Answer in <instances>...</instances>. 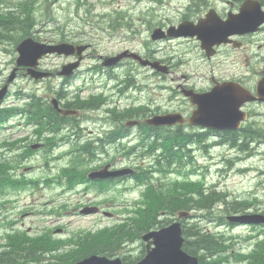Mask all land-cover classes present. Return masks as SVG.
I'll return each instance as SVG.
<instances>
[{
	"label": "rangeland",
	"instance_id": "obj_1",
	"mask_svg": "<svg viewBox=\"0 0 264 264\" xmlns=\"http://www.w3.org/2000/svg\"><path fill=\"white\" fill-rule=\"evenodd\" d=\"M54 1L55 4L53 2L48 3L49 9L53 8V12L47 8L50 15L47 17L42 15L43 21L37 26L38 30L35 32V34L40 35L41 41L47 42L44 39L50 38L60 25H68L71 22V27L77 28V23L83 27L84 24L82 20H79L78 16H91L93 21L96 22L99 18L94 15L102 13L107 8L126 10L130 13L129 16L139 15L141 10H138V7L142 8V3L137 4L136 0L133 2L120 0V7L113 4L112 0H87L93 4L89 13L88 2L78 8L75 3L70 2L72 0ZM182 1L162 0L161 4L157 3L155 6H150L149 12L146 10L144 13L154 14L157 19L158 17L167 18V16L172 18L177 15V9L182 8ZM154 20L152 17V21ZM151 25L154 27L153 23ZM91 26H86V29L90 30ZM90 32L95 33L94 31ZM96 32L99 31L96 30ZM92 40L99 46V50L92 53H101L102 55L116 52L124 47L133 48V46H136L138 49L146 50L153 43L150 39L139 35L130 41L129 34L125 31L107 32L102 29L98 34L94 35ZM12 41L6 39L3 44L10 50ZM184 43L168 41V43L158 42L153 45L165 48L157 54H162L164 58L171 55L174 58L173 62H176L179 56L184 55L187 57L186 59H189L190 64H184L185 67H179L178 69L190 77L197 76V68L194 66L197 65L198 67L201 59L193 53L184 54L188 48ZM251 55L250 61L248 60L247 62L254 64L258 68L264 66V61H260L258 58L259 50L257 48L256 51L251 52ZM0 60L4 62V68L2 69L5 72L6 66L11 60V55L8 58L0 56ZM59 61L60 58H57L55 62L58 63ZM47 62L50 61L48 60ZM16 79L17 82L12 88H24L28 83V79L22 75H17ZM37 86L49 87L50 81H42ZM257 108L255 109L260 110ZM39 136L35 140L24 138V141L37 145V143L41 142ZM172 145L175 148H180L182 142L180 140L173 142L172 140ZM254 146L253 144H246L242 146L244 148L242 151H238L237 147L235 148L234 146L226 149H217L213 158L214 166L211 167L212 176L206 179L198 177L196 179L182 180L179 184L180 190L174 189L173 193L182 195V191H187L186 195L188 197L193 196L197 200L208 199L209 205L214 206V211L212 212L215 213L224 211L218 207V204L221 200H226V198L239 200L245 205L254 204L257 206L260 203L264 205V146L257 147L256 151ZM128 150L129 147L127 146L117 145L113 150L114 156L111 158V162H115V164L123 162L122 160L127 159L129 156V154H125ZM143 157L142 155L132 154L131 162H139ZM40 163L42 166L34 175L36 179L45 177L42 181L43 186L40 189L38 185L28 184L24 185L23 188L7 187L0 198V245L6 243L4 240H7V236L18 237L19 240H30L25 248L24 256L17 261V264H46L43 260H40L45 252L55 254L58 245L65 243V241L70 239L69 237L77 235L72 233L67 237L63 233L64 230L75 232L78 228L83 227L93 229L112 224L115 220L114 218H116L118 221L113 223L110 228L102 229L101 227L94 231L98 233V239L104 238L107 240L110 233L119 225L127 222L128 219L135 223L138 231H141L147 225L149 227L154 225L153 221L155 219H151L152 215L149 216L150 220L147 217L155 209L157 210L161 201L159 202L160 199L155 197L152 190H144L142 192L139 183L131 181L116 188V190L104 194L94 191H82L84 185L75 182L79 175V169L72 163L59 158H54L47 162L41 161ZM0 175H3L2 167H0ZM55 179H60V182H56ZM191 185L192 188L190 189ZM80 200H83V204L97 206V211L95 213L92 212V214H73V211L70 210H73L80 203ZM177 200L176 196L170 197L167 201V206L175 205ZM147 205L149 206L148 208ZM100 211H103V213H97ZM92 223L93 225H91ZM206 224V222H203V225ZM27 229H33L32 233H29ZM125 231L126 229L124 228L119 230L120 233ZM250 237V235L246 236L245 241H249ZM121 238L124 239L125 235L121 236ZM67 247L58 249V252L62 254V258H64L65 253L73 251ZM123 249L132 255H138L141 250V240L135 238L133 242L125 243ZM30 250H33L34 253L31 254ZM80 253L82 251L75 250L65 258V261L71 262L73 257ZM11 254L13 255V252ZM2 259L3 256H0V260ZM52 264H57V262Z\"/></svg>",
	"mask_w": 264,
	"mask_h": 264
},
{
	"label": "flooded vegetation",
	"instance_id": "obj_2",
	"mask_svg": "<svg viewBox=\"0 0 264 264\" xmlns=\"http://www.w3.org/2000/svg\"><path fill=\"white\" fill-rule=\"evenodd\" d=\"M239 5H240V2H238V1L237 2L230 1L228 3V5H223L220 2H216L212 6L216 9V11L218 12V14L221 17H224L225 12L236 11L238 9ZM177 21H180V20H178L177 18L173 19V22H177ZM163 24L165 25L166 23L163 21ZM211 29H212V26H209L205 30V33H208ZM259 34H261V35L264 34V27L261 29V33H259ZM254 47H256L258 50H261V53L258 55V57H259L260 61H264V39L263 38L257 36V33H252V32L251 33H243V34H235L232 36V41L230 43L222 44V45L217 47V55L214 59H216L218 56H220L221 58H223V60H217L216 66H218L219 68L220 67H222V68L229 67L231 72L242 71L243 67L241 65L240 54L234 55L233 51L235 50V51L242 52V51H246L248 49H252ZM198 56L201 59V62H200L201 68H199L201 70H198V73L201 75H205L206 74L205 69L207 68L209 63L212 62L214 59L207 58L205 55V52L202 50L199 51ZM182 62H186V61H179V62L175 63L174 65H168L169 66V70H168L169 72L166 75H164L163 78L168 79V77H169V78H171V81L175 80V78H178V77H180L181 79L179 81H176V83L174 85L163 86V88L166 91L165 97H169L171 94H173L175 92L182 93V89L186 87L185 86L186 83L194 82V78L190 77L187 74H181L180 76L175 74L176 69H178V67L182 64ZM175 66H177V67L175 68ZM210 68H212V67L210 66ZM255 73L261 74V76H264V66L261 67L260 69L256 70ZM174 74L176 75V77H171ZM147 77L149 79L152 78L151 76H147ZM138 78H139V76L136 74L134 79H138ZM170 82H168V83H170ZM253 89L254 88H250V90L252 92H253ZM129 91L132 94H138L139 93L135 87H130ZM156 99H157V97H155L154 93H150L146 97V105L143 108L142 112L139 115L130 118L132 121H138V123L136 125H130L128 123L121 124L119 127V130H121L122 132L121 133L116 132L117 136H120L122 139H125V141L127 143H134L136 148H139L142 146L145 147V149L149 148L150 144L154 140L153 143L161 144V146H164V147H166V145H167L166 149H169L172 146L171 145L172 142L171 143H169V142L172 140H173V142H175V139H168V138H163V137H159V138L155 137V139H154V133L159 129V126L156 127L155 125L152 126V125L147 123V120L156 111V108L154 107V101ZM167 107L169 109L176 110V111H179V112L184 113V114L187 113V110H186L187 109V101L183 97H181L180 95L176 96L173 99H170L169 102L167 103ZM126 115L130 116L131 113L128 112V113H126ZM154 127H155V129H152ZM149 138H151V139H149ZM163 141H165V142H163ZM140 154H141V152L139 151L138 156ZM141 155L144 156V158H146L149 162L148 161L146 162L144 159H142L140 163L131 162V158L128 157L126 160H124L123 162L118 164V167L123 166V165L132 166L137 171L138 168H146L145 164L148 163L149 166L151 165V167L149 168L150 171L151 172H157L155 170L156 164H152L156 160V159H154V158H156V157H154V156H156V154L154 152H150L148 150L147 152H143ZM148 155L149 156L151 155V156L149 157ZM150 158H153V159H151V161H150L149 160ZM107 163H109L113 167V163H111V160L109 161V159H108ZM115 168H116V166L114 167V169ZM137 175L138 174H135L134 177L135 178L138 177ZM125 180L126 179H120V181H125ZM131 181H134L133 178H130L129 180H127L125 182V184L127 182H131ZM168 194H169V192L166 193L165 190H158L157 193L155 194L156 196H158V198H161L160 211H162L163 213H167L168 211L181 210V209H188L189 211H204V212H212L214 210V208H213L214 206L209 205L208 202L201 203L200 200L195 199L193 196H189L187 198L186 191H182V195L181 194H174V193L173 194L170 193L169 195ZM166 195H168V197ZM163 196H166V197L164 198ZM175 196H176V198H179L176 201V204L172 205V206H167L168 199L170 197H175ZM164 199H166V200H164ZM195 201H198V202H195ZM192 203H194V204H192ZM180 206L182 207L181 209H180ZM196 207H197V209H196ZM218 207L220 209H223V210L238 209V208L240 210L243 208L242 205L241 206L240 205H233V204H229V203H219ZM168 208H170L171 210ZM201 208H203V209H201ZM245 210H253V208L246 207ZM102 212L103 211H100L98 213H102ZM185 222H186V220L183 221L184 225H185ZM227 228H228V226H227ZM235 229L240 232L239 234L253 233L255 235L252 238H263V244L260 246L258 251L249 252V251L245 250L243 248V244L239 242L236 244V246L238 247L237 251H235V248H231L230 252H223L226 254L224 256V262L226 264H264V225H261V226L252 225V224H250V225H236ZM188 231L193 232V231L184 229V236H185L186 232H188ZM227 234H229V233H227ZM225 236H226V238H233V236H231V235H225ZM226 244H227L226 242L222 243V245H220V247H219V250H224ZM199 252H201V253H199ZM203 252H204L203 249H200L198 251V253L200 254V257H199L200 264H208L207 261H204L206 259L201 256V254Z\"/></svg>",
	"mask_w": 264,
	"mask_h": 264
},
{
	"label": "water",
	"instance_id": "obj_3",
	"mask_svg": "<svg viewBox=\"0 0 264 264\" xmlns=\"http://www.w3.org/2000/svg\"><path fill=\"white\" fill-rule=\"evenodd\" d=\"M250 21L254 23V20H250ZM17 50L20 54V56L17 58L16 61L18 65H22V64L33 65L35 62L32 63L31 61L36 60L43 53L46 52L58 51L59 53L64 52L66 54L73 52V49H70L63 44H60L58 46L39 44L37 42H34L31 38L24 39L17 46ZM32 75H34L35 77H39L42 76L43 73L32 72ZM13 78H14V74L10 75L7 82L12 80ZM6 87L7 84L0 92L1 94L4 93ZM191 95L194 98H199L197 95H193V94ZM209 98L214 100L215 103L212 102L211 104V101L208 103L210 107V113L209 114L201 113L199 115V117L201 118L199 122L209 125V121H211L210 122L211 125L215 127H219L221 125L220 122H227L225 125H222V127H226L228 125L236 126L238 124L237 121L240 118H242L238 114L241 104L247 100L253 99L254 96H251L246 90L238 86H233L229 88L220 87L219 89L212 92L209 95ZM256 98H258L259 100L264 99V87H262L261 83H258ZM211 117L214 118L215 120L218 119V121L220 122L218 121L212 122V119L209 120V118ZM124 172H128V171L121 170L118 173H124ZM249 219L250 221H254V222H262L264 221V216H254ZM152 236H153V241L150 240ZM143 239L147 241L146 254L140 261H138L135 264H155L156 258L158 256L159 258H161L162 254H164L166 259H169L170 256H167V253L164 251L167 249H169L171 254H179L184 259H187L189 264H197V257L187 254L181 248L182 236H181V229L179 223H174L158 231H150L149 233L143 235ZM151 243L154 245V247H150ZM79 264H122V262L119 259L109 260L106 257L91 256L89 258H85L83 261H80Z\"/></svg>",
	"mask_w": 264,
	"mask_h": 264
},
{
	"label": "trees",
	"instance_id": "obj_4",
	"mask_svg": "<svg viewBox=\"0 0 264 264\" xmlns=\"http://www.w3.org/2000/svg\"><path fill=\"white\" fill-rule=\"evenodd\" d=\"M18 16H19V12L17 10H12V11H9L8 13H6L3 18H0V43H2L3 39H5V38H10V40L13 39V40H15L14 42L17 43V41L19 39H21V37L24 33L26 34L30 31V29H31V17L29 15V12L26 11L23 14V16L20 18H18ZM17 32H19L18 35H17ZM2 33H4V34H2ZM30 98H31V101L35 103V96L31 95ZM50 119H56V118L53 116H50ZM153 144H155V143H153ZM166 150H167L166 151L167 153L165 152V155L167 157L170 156L168 158V160L170 162H174V161H177V160L183 158V154L181 152L174 151L173 147L169 148V150L168 149H166ZM86 152L79 150V152L74 155L75 160L80 161V162L90 161L91 158L93 157V155L88 154V153L92 152V150L90 148H88V149H86ZM168 153H171L172 155L171 154L169 155ZM179 153H180L181 157H179L180 156V155H178ZM159 157H160V155H158L157 161H158ZM175 158H177V159L175 160ZM77 181H78V178L75 182H77ZM58 182H60V179H58ZM153 213H155V214H153ZM153 213L151 215H152V218L155 219L153 221V223H154L156 221V219H158L157 217L160 213L155 212V211ZM169 214H171V213H169ZM167 221H168V219L158 220V221H156V224L163 225ZM145 222H146V220H145ZM121 228L126 229V231L124 233L116 232V229L119 230V226H118L114 229L113 232L110 233L107 240H105L104 238L98 239V233H96L95 234L96 238L94 236H89V237H84L82 239H78L77 241H75V243L79 246V248L76 250H86V251H84V252L78 254L77 256L73 257V260L71 262L77 261L87 254H93V253L98 254V253H102V252L112 254L116 250L115 248H113V246L116 243H118V241H121V239H122L121 236H123V235H125V236L135 235V238H139L140 233L142 232V231H138V229H136V227H135V223L133 221H130L129 219L127 220V222L123 223L120 226V229ZM149 228H151V227H149V225H147L142 230L145 231ZM191 235H194V233L189 232V231L186 232V234H185L186 240H185L184 246H183L184 249L189 250L190 252L193 253V252H195V250L197 249L198 246L201 248L206 247L208 250H210L213 247L212 242L207 244V242L209 241V240H207L208 239L207 235L203 234L199 237H196L197 239L196 238L192 239ZM113 238H115V239H113ZM259 239L260 240L256 241L255 243L261 244L262 238H259ZM88 247H89V249H88ZM14 260H15V258L9 259V256L4 254V257L2 260H0V263L10 264ZM123 261L127 262V263L131 262V260H128L127 258H123ZM61 262H63V259H61ZM71 262H69V263H71Z\"/></svg>",
	"mask_w": 264,
	"mask_h": 264
},
{
	"label": "bare ground",
	"instance_id": "obj_5",
	"mask_svg": "<svg viewBox=\"0 0 264 264\" xmlns=\"http://www.w3.org/2000/svg\"><path fill=\"white\" fill-rule=\"evenodd\" d=\"M88 2V1H87ZM169 3V2H168ZM169 4H171V3H169ZM168 5V4H167ZM147 12H149V10L147 11ZM175 12V11H174ZM151 14V13H150ZM16 21V20H15ZM16 23V22H15ZM23 30V29H22ZM56 30V29H55ZM16 32V31H15ZM2 34H4V33H2ZM7 39V38H6ZM13 40V39H12ZM13 42V41H12ZM168 43V42H167ZM171 45V44H170ZM141 49V48H140ZM172 49H174V48H172ZM179 50H180V48H179ZM178 51V50H177ZM171 52V51H170ZM173 52H174V50H173ZM179 54V53H178ZM193 65V64H192ZM195 68H197V65L196 66H194ZM201 68V67H200ZM203 68V67H202ZM199 70H201V69H199ZM236 71V70H235ZM172 105V104H171ZM175 106V105H174ZM187 110V109H186ZM185 110V111H186ZM186 114V113H185ZM54 123H58L59 121L57 120V119H51ZM145 122V121H144ZM147 125V124H146ZM153 126V125H152ZM157 127V126H156ZM149 128V127H148ZM152 129H155V127L154 128H152ZM143 135V134H142ZM144 136V135H143ZM151 136V135H150ZM159 138V137H158ZM149 139H151V138H149ZM148 139V140H149ZM155 139V138H154ZM153 140V139H152ZM145 141V140H144ZM143 141V142H144ZM151 141V140H150ZM153 142H154V140L152 141V144H153ZM156 142V141H155ZM163 142H165V141H163ZM172 141H170L169 143H171ZM146 143V142H145ZM159 143V142H158ZM167 143V142H166ZM148 144V143H147ZM157 144V143H156ZM161 145V144H160ZM170 145V144H169ZM172 145V144H171ZM164 147V146H163ZM166 147H167V145H166ZM171 148V147H170ZM181 148V147H180ZM236 148V147H235ZM238 149V148H237ZM169 150V149H168ZM169 152V151H168ZM178 152H180V151H178ZM155 153V152H154ZM167 153V152H166ZM177 153V152H176ZM169 155L171 154V153H168ZM172 155V154H171ZM178 155H180V153L178 154ZM149 156V155H148ZM151 156V155H150ZM149 156V157H150ZM154 157H156V156H154ZM170 157V156H169ZM168 157V158H169ZM179 157H181V155L179 156ZM148 158V157H147ZM178 158V157H177ZM177 158H175V160L177 159ZM143 159V158H142ZM144 159H146V158H144ZM154 159H156V158H154ZM148 161V160H147ZM146 161V162H147ZM151 161V160H150ZM174 161V160H173ZM178 161V160H177ZM140 162V161H139ZM149 162V161H148ZM175 162V161H174ZM145 163V162H144ZM143 163V164H144ZM144 167V166H143ZM147 167V166H146ZM150 167H151V165H150ZM150 170V169H149ZM153 170V169H152ZM155 170H157V169H155ZM138 176V175H137ZM187 182V181H186ZM190 182V181H189ZM192 183V182H191ZM183 184H184V182H183ZM193 184H195V183H193ZM185 185H186V183H185ZM200 185V184H199ZM183 187V186H182ZM205 187V186H204ZM188 188V187H187ZM192 188V185H191V187H190V189ZM198 191V190H197ZM205 191V190H204ZM187 192V191H186ZM192 192V191H191ZM167 193V192H166ZM195 193V192H194ZM170 194V193H169ZM168 194V195H169ZM168 195H166L167 197H168ZM198 195V194H197ZM162 196V195H161ZM166 196H163L164 198L166 197ZM187 197H188V195H187ZM195 197H196V195H195ZM179 199V198H178ZM212 199V198H211ZM216 199V198H215ZM156 200V199H155ZM158 200V199H157ZM164 200H166V199H164ZM218 200V199H217ZM161 200H159V202H160ZM215 201V200H214ZM145 202H146V200H145ZM158 202V201H157ZM159 202H158V204H159ZM195 202H198V201H195ZM218 202V201H217ZM143 204H145V203H143ZM192 204H194V203H192ZM149 205V204H148ZM147 205V208L149 207ZM151 205V207H152V204H150ZM160 205V204H159ZM158 205V206H159ZM203 206V205H202ZM241 206V205H240ZM154 207V206H153ZM152 207V208H153ZM198 207V206H197ZM197 207H196V209H197ZM200 207V206H199ZM146 208V207H145ZM151 208V209H152ZM182 207L180 206V209H181ZM237 208V207H236ZM153 209H155V208H153ZM168 209H170V208H168ZM199 209V208H198ZM201 209H203V208H201ZM239 209V208H238ZM148 210V209H147ZM167 210V209H166ZM171 210V209H170ZM151 211V210H150ZM155 212H156V209L154 210ZM153 211V212H154ZM214 211V210H213ZM216 211V210H215ZM223 211V210H222ZM221 211V212H222ZM224 212V211H223ZM222 212V213H223ZM151 214H152V212H151ZM151 214L150 215H148V219L150 220V218H149V216H151ZM153 214H155V213H153ZM154 216V215H153ZM151 219H153L152 218V216H151ZM153 224V223H152ZM187 236V235H186ZM188 237V236H187ZM197 239V238H196ZM250 239V238H249ZM211 242V241H210ZM222 245V244H221ZM206 246V245H205ZM215 247H214V245H213V247L211 248L212 250L214 249ZM201 249H203V251L204 252H208V251H210V250H208L206 247L205 248H201ZM166 253H167V256H170V258L169 259H166L165 258V256H164V254H162L161 255V258H159V256L156 258V260H155V264H189V262H188V260L187 259H184L181 255H179V254H171V252L169 251V249H167V250H164ZM189 251V250H188ZM190 252V251H189ZM199 253H201V252H199ZM236 253V252H235ZM203 260V259H202ZM204 261H206V260H204Z\"/></svg>",
	"mask_w": 264,
	"mask_h": 264
}]
</instances>
